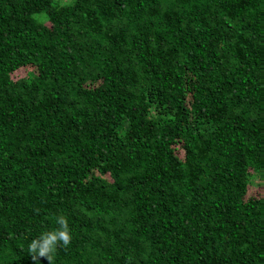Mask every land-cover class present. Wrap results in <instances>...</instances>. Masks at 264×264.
I'll return each mask as SVG.
<instances>
[{"label":"trees","instance_id":"1","mask_svg":"<svg viewBox=\"0 0 264 264\" xmlns=\"http://www.w3.org/2000/svg\"><path fill=\"white\" fill-rule=\"evenodd\" d=\"M0 264H264V0H0Z\"/></svg>","mask_w":264,"mask_h":264},{"label":"rangeland","instance_id":"2","mask_svg":"<svg viewBox=\"0 0 264 264\" xmlns=\"http://www.w3.org/2000/svg\"><path fill=\"white\" fill-rule=\"evenodd\" d=\"M17 73L22 75V74H24V71L21 69ZM255 184H256V182L250 183V185L248 186V191H247L248 195H251L254 192L258 191L259 186L255 185Z\"/></svg>","mask_w":264,"mask_h":264}]
</instances>
